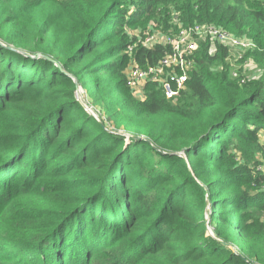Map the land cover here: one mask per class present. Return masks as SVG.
I'll use <instances>...</instances> for the list:
<instances>
[{
	"label": "trees",
	"instance_id": "obj_1",
	"mask_svg": "<svg viewBox=\"0 0 264 264\" xmlns=\"http://www.w3.org/2000/svg\"><path fill=\"white\" fill-rule=\"evenodd\" d=\"M178 24L247 36L264 64V0H0V232L28 264H264V78L217 72L205 42L176 102L128 87L168 49L127 27Z\"/></svg>",
	"mask_w": 264,
	"mask_h": 264
},
{
	"label": "built area",
	"instance_id": "obj_2",
	"mask_svg": "<svg viewBox=\"0 0 264 264\" xmlns=\"http://www.w3.org/2000/svg\"><path fill=\"white\" fill-rule=\"evenodd\" d=\"M177 26L176 30L172 29L169 33L154 30L146 38L138 36L139 43L143 47L149 49L164 46L168 51L159 64L146 69L140 67L132 59L128 67L127 84L135 97L146 99L147 86L157 84L162 88L168 100L176 102L187 89L191 73L196 65L197 53L205 42L210 43L211 52L215 51L218 46L225 47L228 56H230V51H237L239 58L236 60L258 48L253 39L247 36H237L214 24H195L190 27L178 24ZM134 49L135 47L129 49L131 57H133ZM231 77L238 79L239 76L232 73Z\"/></svg>",
	"mask_w": 264,
	"mask_h": 264
},
{
	"label": "rangeland",
	"instance_id": "obj_3",
	"mask_svg": "<svg viewBox=\"0 0 264 264\" xmlns=\"http://www.w3.org/2000/svg\"><path fill=\"white\" fill-rule=\"evenodd\" d=\"M141 31L143 34H140ZM127 32L131 36H140L141 35V37H143V38H146L151 34L148 31L146 32V30H142L140 27H138V28L127 27ZM116 42H117V40L114 41V43H116ZM218 47H220V46H218ZM216 49H215V51H216ZM236 53H238V52L237 51L236 52L230 51V56L227 55L226 59L224 60L225 64L223 63V64L219 65L216 68V71L222 72V71H225L224 68H226L228 70V74L230 75V77L232 76V73H236L239 76L238 80H242V81H256V80H260V79L264 78V68H263L264 64L260 63L259 58L257 56L254 57V56H252V54L248 53L247 55L243 56L242 58L236 60V58H239V55ZM129 64H130V62H129ZM127 67H129V66H127ZM127 73H128V68L125 71L126 76H127ZM79 90H80V96H78V93H77V99L80 102L83 99V101H86L87 104L91 107V109L87 108V112L92 114L93 116L97 115L100 118H102V117L104 118V115H103L104 112L101 109L102 107H100V106H94L93 107L90 104V100L88 99L86 91L84 89H82V87H80ZM103 118H102V121H103L104 127L108 125L107 127L110 131H115L114 127L109 125L106 120H103ZM118 134L126 135L125 133H122L120 131ZM126 138H127L126 140L128 141V143H130V140H129L130 136L127 135ZM19 242H21V241L18 239V237L14 236L12 234L0 232V254H3L4 252H7V254H12L14 252H15V254H18L20 252V254L18 255V259L19 260L20 259H26L23 264H28L27 262H29L32 258H34V256H33V254H28V253L26 254L25 252L27 251V249L24 247H21L22 245H19ZM3 264H11V263H6V261H4Z\"/></svg>",
	"mask_w": 264,
	"mask_h": 264
},
{
	"label": "water",
	"instance_id": "obj_4",
	"mask_svg": "<svg viewBox=\"0 0 264 264\" xmlns=\"http://www.w3.org/2000/svg\"><path fill=\"white\" fill-rule=\"evenodd\" d=\"M8 48H10V49H14L13 47H8ZM15 50V49H14ZM20 53H21V51H20ZM22 54H24L25 56H27V57H32V58H36V59H38V58H42V56H40V55H37V56H31V55H29V54H27V53H25V52H23L22 51ZM80 86H78V90H77V93H78V96H80ZM81 102L83 103V105L86 107V108H88V109H91V107L87 104V102L86 101H83V99L81 100ZM101 124H102V126H104L103 125V121H102V118H100V117H98L97 115L96 116H94Z\"/></svg>",
	"mask_w": 264,
	"mask_h": 264
}]
</instances>
